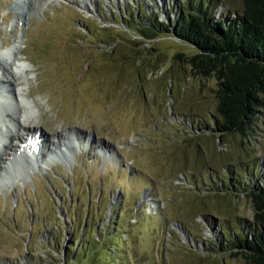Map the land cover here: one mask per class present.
<instances>
[{
    "label": "rangeland",
    "instance_id": "374dc122",
    "mask_svg": "<svg viewBox=\"0 0 264 264\" xmlns=\"http://www.w3.org/2000/svg\"><path fill=\"white\" fill-rule=\"evenodd\" d=\"M183 1L0 0V52L20 41L31 63V126L96 142L0 188V264H67L119 217L124 264H245L220 222L247 232L253 221L243 187L264 186V109L253 132L219 137L218 82L176 58L196 50L173 34L145 40L141 78L116 71L139 48V24L174 22ZM217 1L220 15L242 11L241 0ZM12 8L32 14L26 25ZM220 182L232 190L220 193Z\"/></svg>",
    "mask_w": 264,
    "mask_h": 264
},
{
    "label": "trees",
    "instance_id": "16d2710c",
    "mask_svg": "<svg viewBox=\"0 0 264 264\" xmlns=\"http://www.w3.org/2000/svg\"><path fill=\"white\" fill-rule=\"evenodd\" d=\"M186 1L178 5L174 22L150 18L148 23L138 22L141 26L137 28L139 48L129 53L128 57L132 59L116 71L120 76L129 72L136 74L137 79L141 78L145 40H155L162 33L173 34L196 50L190 56L179 53L176 58L187 64L192 75L202 79L213 77L218 82L213 131L222 139L230 133L247 135L253 132L264 109V0H241L242 11L233 15L228 11L220 15L221 5L217 0ZM120 43L114 42L116 47L112 49H117L118 55L127 53L128 46H119ZM175 81H178L177 77L170 78V83ZM259 167L254 168L257 171ZM244 183L243 190L250 198L254 212L247 232L244 228L230 232L225 220L220 226L227 237L226 242L244 257L245 264H264V186ZM226 189L232 190L220 182L218 191L222 193ZM115 219L114 227L108 226L96 237L91 235L84 239V245L76 250L70 249L72 256L67 257V264L78 262L80 258L85 260L84 264H124L126 252L119 249V244L125 242L119 230L124 224L120 217ZM129 229L128 224L126 230Z\"/></svg>",
    "mask_w": 264,
    "mask_h": 264
},
{
    "label": "bare ground",
    "instance_id": "6f19581e",
    "mask_svg": "<svg viewBox=\"0 0 264 264\" xmlns=\"http://www.w3.org/2000/svg\"><path fill=\"white\" fill-rule=\"evenodd\" d=\"M39 1L20 0L22 3L28 2L30 4L38 3ZM95 1L83 0V3L88 7L89 4H93ZM12 12L19 19L21 17L24 18V25L31 19L32 14L29 12L24 14L15 10V8H12ZM19 42H15L16 44L14 43L13 47L5 49L6 51L0 52V90H5L9 96V98H6L7 95H0V178L4 176L6 179V182L0 181V188L14 183L15 180L25 176L28 171L39 166L37 160L26 154L32 152V146L30 144L25 146L24 144L26 143L24 134L34 135L39 130H36L35 126H31V121L35 118L33 102L28 98L31 95V77L28 74L31 63L29 62L28 64L25 62L26 60H20V56L24 54L23 47L19 45ZM4 44L2 43L3 49L6 48ZM7 45L9 44L5 46ZM1 93L3 94L2 91ZM6 99L10 100L7 103H2V100L5 102ZM67 130L70 131H57L53 135L48 132H41L40 148H42V151L40 155L42 159L47 157L43 151L58 156L59 152L60 154H65L64 149L72 153L78 150L89 152L94 147L93 142L95 141L91 142L89 135L87 136L85 132L83 137L82 132L76 129ZM100 145L107 147L104 144ZM20 146L22 147L20 148ZM64 157L68 160L67 156Z\"/></svg>",
    "mask_w": 264,
    "mask_h": 264
}]
</instances>
